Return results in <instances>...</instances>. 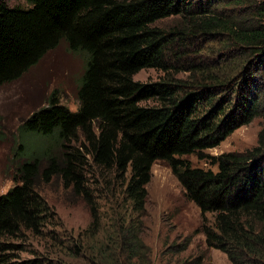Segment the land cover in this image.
I'll list each match as a JSON object with an SVG mask.
<instances>
[{
  "label": "trees",
  "instance_id": "obj_1",
  "mask_svg": "<svg viewBox=\"0 0 264 264\" xmlns=\"http://www.w3.org/2000/svg\"><path fill=\"white\" fill-rule=\"evenodd\" d=\"M25 1L27 7L0 0V85L60 42L84 54L77 108L60 103L53 90L19 124L21 133L81 141L17 167V183L0 194V264H11L3 251L13 235L45 237L46 247L69 254L81 250L79 240H95L105 218L106 240H124L130 254L137 252L155 161L167 163L202 215H212L203 229L207 246L232 264H264V0ZM143 69L155 77L134 79ZM255 117L262 119L256 144L208 155L216 170L181 158L200 157ZM38 175L59 177L89 205V226L69 247L62 246L60 218L35 188ZM31 251L34 257L12 264L48 258Z\"/></svg>",
  "mask_w": 264,
  "mask_h": 264
},
{
  "label": "rangeland",
  "instance_id": "obj_2",
  "mask_svg": "<svg viewBox=\"0 0 264 264\" xmlns=\"http://www.w3.org/2000/svg\"><path fill=\"white\" fill-rule=\"evenodd\" d=\"M3 1L8 6H28L25 0ZM173 22V19L165 20L166 25ZM205 54L215 58L214 54L206 51ZM85 62L84 54L71 52L64 42H60L19 78L0 85V194L17 183L18 180L14 181L16 169L24 159L40 157L44 162L51 155L59 156L63 146L80 143L81 138L63 143L56 133L51 136L21 133L19 124L33 110L44 105L53 90L60 103L75 110L78 105L77 83ZM154 77L153 69H143L134 75V79L141 81ZM261 122L260 117H255L236 128L219 145L203 150L200 157L191 153L181 158L188 160L192 166L216 170L207 156L251 148L256 144ZM19 144L23 146L19 147ZM21 152L22 156L19 155ZM145 187L148 196L144 215L137 227L140 228V240H136L137 252L130 254L124 240H106L111 233L108 232L111 228L108 218L103 220V232L96 233L95 240H79L78 234L82 235L90 223L88 203L82 195L73 192V186L64 187L59 177L43 181L38 175L35 188L52 206L63 230L67 231L64 236L67 240H62V246L69 247V241L72 243L77 239L82 248L66 254L61 249L49 248L50 245L46 247L41 238L47 243L50 240L45 237L38 238L29 232H21L4 240L13 245L3 251L5 259L11 264L28 260L34 257L31 250L35 248L48 255L43 264H232L224 252L206 245L203 229L211 225L212 215H202L198 207L184 196L182 187L166 162H153ZM107 208L108 205H104L102 210L110 215Z\"/></svg>",
  "mask_w": 264,
  "mask_h": 264
}]
</instances>
